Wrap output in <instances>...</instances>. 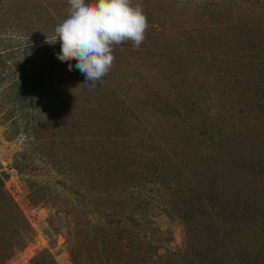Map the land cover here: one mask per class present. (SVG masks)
I'll return each instance as SVG.
<instances>
[{
  "label": "rangeland",
  "instance_id": "obj_1",
  "mask_svg": "<svg viewBox=\"0 0 264 264\" xmlns=\"http://www.w3.org/2000/svg\"><path fill=\"white\" fill-rule=\"evenodd\" d=\"M132 4L145 40L93 87L68 0H0L3 67L62 100L32 141L0 82V264H264V0Z\"/></svg>",
  "mask_w": 264,
  "mask_h": 264
},
{
  "label": "clouds",
  "instance_id": "obj_2",
  "mask_svg": "<svg viewBox=\"0 0 264 264\" xmlns=\"http://www.w3.org/2000/svg\"><path fill=\"white\" fill-rule=\"evenodd\" d=\"M67 18L55 27L60 42L57 59L77 68L85 84L100 85L111 70L113 46L131 41L133 47L145 40L147 17L140 4L132 0H68Z\"/></svg>",
  "mask_w": 264,
  "mask_h": 264
},
{
  "label": "trees",
  "instance_id": "obj_3",
  "mask_svg": "<svg viewBox=\"0 0 264 264\" xmlns=\"http://www.w3.org/2000/svg\"><path fill=\"white\" fill-rule=\"evenodd\" d=\"M50 36H53V34L51 35L48 33V35L43 37V40L49 39ZM33 49L34 47H30V45H26V53H29V52L32 53ZM4 50L5 52L11 53V54L8 53L6 55H12L14 53V51H11L12 48H9V49L5 48ZM5 58L7 57L5 56ZM5 58H1L0 56V82H4L8 79V82L6 84V86L8 87H5V90H6L5 94L7 97L6 99L9 100L10 104L12 105V111L14 112L15 115H19L20 117H22V120L23 118L28 119V121L27 120L25 121L26 127L33 129L29 133V136H30L29 138L30 140L34 141L35 137L33 133L35 130V126L33 127L29 126V121H32V118L30 117L31 113H35V111L38 114L39 113L41 114L42 113H52L54 112L56 108L60 106V103L62 100H60L59 97H57L56 90L55 91L51 90L50 85L46 86L43 83L41 85L40 91L38 92L37 100H34L33 94L26 90L27 78L24 80L22 84H19V78L21 77V75L24 73L26 76L29 70H27V68L24 66L23 70L21 71L22 72L21 74L19 70L15 71V69L13 68H12L13 70H11L12 66H8L9 68L5 69L3 67L6 61ZM6 70H11V71L9 72ZM17 75H18V79H16ZM32 141L31 143H33Z\"/></svg>",
  "mask_w": 264,
  "mask_h": 264
}]
</instances>
